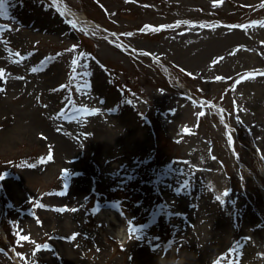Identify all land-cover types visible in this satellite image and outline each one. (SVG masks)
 <instances>
[{"label": "rangeland", "instance_id": "rangeland-1", "mask_svg": "<svg viewBox=\"0 0 264 264\" xmlns=\"http://www.w3.org/2000/svg\"><path fill=\"white\" fill-rule=\"evenodd\" d=\"M6 8L0 264H264V0Z\"/></svg>", "mask_w": 264, "mask_h": 264}, {"label": "snow or ice", "instance_id": "snow-or-ice-1", "mask_svg": "<svg viewBox=\"0 0 264 264\" xmlns=\"http://www.w3.org/2000/svg\"><path fill=\"white\" fill-rule=\"evenodd\" d=\"M6 4H7V0H0V15H5V16H6V13H7ZM69 23H71L73 27H76V24H75L74 21H69ZM5 27H6V26H5ZM201 27H203V25H201ZM233 27H236V26H233ZM153 30L155 31L156 29H153ZM128 35H131V34L129 33ZM74 50H75L74 48H73V49H69V51H74ZM15 55H16L17 57H20V60H23V59H24V57H22V56L20 55V53H15ZM81 55H83V54H81ZM20 60H17L16 62L19 63ZM72 63H73V66H74L73 71H75V66L77 65L78 61L74 59V60L72 61ZM85 67H87V66L85 65ZM38 70H39V69H37V68H33V69H32L33 72H36V71H38ZM251 75H252V74H246V76H245L244 78H245V79L251 78ZM4 77H5V73H4V71H3V70H0V80H3ZM72 79L75 80V79H76V76L74 75V76L72 77ZM217 79H221V78H220V77H217ZM62 87H65V88H66L67 85H64V86H62ZM85 87H86V85H85ZM2 91H4V89L0 88V92H2ZM77 111H82L83 113H86V114H88V115H92V114H94L93 112H89V110H88L87 108L77 109ZM61 115H64V114L61 113ZM199 115H200V116H203V115H205V113L201 112V113H199ZM185 132H186L187 134H190V132H189L188 129H185ZM229 143H230V144L232 143V141H231V136H229ZM51 159H52V155H51V153H49V155L47 156V160H45V159H41V160L39 161V163H40V164H44V163H46L47 161H50ZM28 167L35 168L36 165H35V164H31V165H28ZM3 179H4V177H3V176H0V180H3ZM60 195H63V193H60ZM223 195H224V196H227L228 193H227V192H224ZM217 200H221V197L218 196V197H217ZM221 202H223V201H221ZM38 206H39V207H43V205H38ZM56 211H58V212H63V211H66V209H56ZM71 211L75 212L76 209H71ZM134 231H136V230H135V229H131V228L129 229V232H130V233H132V232H134ZM19 239H20L21 241H28L30 238H29L28 236H26V235H20V236H19ZM71 239H72V240H75V239H76V236L73 235V236L71 237ZM36 248H37V251H38L39 248H40V246L37 245ZM33 255H35V253H33ZM216 264H220V261H219V260L216 261ZM233 264H235V262H233Z\"/></svg>", "mask_w": 264, "mask_h": 264}, {"label": "bare ground", "instance_id": "bare-ground-1", "mask_svg": "<svg viewBox=\"0 0 264 264\" xmlns=\"http://www.w3.org/2000/svg\"><path fill=\"white\" fill-rule=\"evenodd\" d=\"M26 31L30 32V29H27ZM53 36H54V34H53ZM98 215L103 218L104 223L106 224V227L109 229V231L112 234H114L117 237H119L121 239V241L125 240L126 235L123 233L122 227H121V225L119 223V220H118V218H117V216L115 215L114 212L103 209V210H100ZM121 231H122V233H121ZM63 244H65L66 246L68 245L66 243H63Z\"/></svg>", "mask_w": 264, "mask_h": 264}]
</instances>
